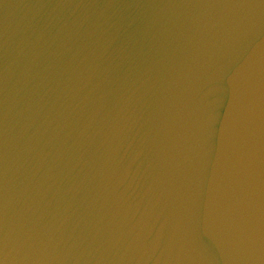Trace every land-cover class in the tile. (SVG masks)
Segmentation results:
<instances>
[{
	"label": "water",
	"instance_id": "water-1",
	"mask_svg": "<svg viewBox=\"0 0 264 264\" xmlns=\"http://www.w3.org/2000/svg\"><path fill=\"white\" fill-rule=\"evenodd\" d=\"M0 264H264V0H0Z\"/></svg>",
	"mask_w": 264,
	"mask_h": 264
}]
</instances>
